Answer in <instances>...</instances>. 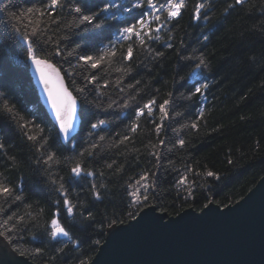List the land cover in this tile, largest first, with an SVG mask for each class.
<instances>
[{"label":"trees","instance_id":"obj_1","mask_svg":"<svg viewBox=\"0 0 264 264\" xmlns=\"http://www.w3.org/2000/svg\"><path fill=\"white\" fill-rule=\"evenodd\" d=\"M45 2L46 0H12L10 8L22 11L26 7H39ZM91 2L102 5L104 0ZM198 2L204 0H186L187 8L179 22L172 21L175 27L171 28L170 33H161L163 42H152L154 49L164 53L163 57L156 60L146 59L138 47L132 62L122 61L118 49L117 57L110 64L105 63L95 70L75 69L60 58L53 59L52 62L57 67L62 65V73L67 70L88 75L90 71L97 76V84H90L85 90L89 103L84 104L83 108L87 112L81 116L76 139L71 143H64L57 137L54 124L40 104L29 69L26 45L19 37L15 38L11 48L7 50L6 62L0 67V90L11 92L19 100L25 116L36 114L38 123L53 138L61 159L59 165H53L50 169L53 178L63 176L67 181L70 160L65 158L79 159L78 153L84 147L90 143H99L101 146L95 155L85 156V162L90 170L104 172L103 176L97 175L89 180L95 179L98 185H107V189H100L103 200L93 203V197L87 191L88 181L66 184L70 197L74 200L78 197L79 201L91 206L97 219L96 222L89 223L77 214L75 220H72L66 216L61 204L62 223L69 228L73 239L80 241V246L68 243L65 253L59 254L57 249L67 243V238L50 240L44 232V225L56 210V201L62 200V197L56 191V185L51 184L42 174L43 168L34 164V148L28 145L22 135L5 127L6 142L12 146L9 155H15L18 163L13 168L0 155V172H5L10 183L23 185L24 199L11 204L0 199V208L3 209L0 211V223L12 214L24 216L30 213L35 217V224H28V230L13 234L15 246L28 252L25 257L37 264H76L77 259L90 261L100 246L95 245L94 241L98 239L102 243L105 239L109 229L108 218L123 220L124 223L130 219L127 216L131 209L128 185L139 179L145 171L150 176L152 172L156 173L153 178L157 186L153 206L169 216L177 215L190 207L200 211L209 201L221 207L232 204L242 198L264 175V37L261 36L259 28H254V25L264 20L259 7L264 0H246L245 6L237 5L234 9H229L227 14L225 8L234 0H207L211 4L207 11L209 19H204L205 12L202 10L201 19L197 21L193 19V13ZM5 3L8 0H0V8ZM73 15L75 14L66 8L60 13L62 23L59 28L51 24V21L49 24L55 30L56 36L70 37L62 40V44H67L69 50L79 46L81 54H95L97 48L104 47L103 44H108L110 40L116 41L117 30L123 26L118 24L113 30L106 26L101 36L95 35V32L101 30L64 28V23L70 21ZM4 19L6 15L0 11V31H4ZM111 34L115 36L111 37ZM204 35L209 37L206 42L202 40ZM166 43H172L174 48H167ZM119 44L126 48L128 42L120 41ZM201 52L210 62V70L201 69L193 75L191 69L195 62L184 61L181 57L199 55ZM70 60L74 66L75 58ZM128 63L132 67L130 75L117 71ZM177 75L188 78L185 87L173 85V77ZM65 79L71 91L84 84L80 75H76L74 85L70 82L72 77L65 76ZM205 79L211 81L206 98L195 97L191 101L179 98L178 93L181 91L187 95L191 83ZM136 80L141 81L136 86L137 89H142L137 96L141 106L153 96L160 103L168 98L169 92L174 94L172 118L164 121V129L160 133V138L165 139V145L159 149L153 147L158 143L157 134L155 126L148 119L141 117L140 127L132 133L127 126L131 123L133 108L122 110L115 105L108 108L112 100L122 103L130 95H135L136 89L128 90L127 85L134 84ZM105 81L108 82L107 88L102 87ZM145 84L147 87H144ZM120 88L125 91L121 92ZM99 92L104 95H99ZM73 93L81 104L82 98L75 91ZM95 103L101 107H94ZM132 103L135 106V102ZM105 108H108L106 112L103 111ZM200 108L205 110V114L198 119ZM174 111L183 112L184 115L176 117ZM97 118L111 121L103 130H97L99 135L105 136L104 141H99L95 135L88 136L89 122H95ZM155 118L159 123L158 113ZM192 122L197 123L198 129L184 128L179 133L171 130L178 128L180 124ZM124 135H128L130 140L120 144L119 140ZM178 138L185 139L183 148L179 145L172 147ZM169 148L172 150L169 151ZM157 151L161 155L158 170L153 168L155 159L149 154ZM229 160L233 163H228ZM113 161L116 164L112 169L105 167ZM208 170L215 172L219 179L204 176L203 173ZM182 175L187 177L184 186L177 183ZM189 189L192 195L185 198L188 197ZM25 219L27 220V216ZM101 220L104 221L103 228L100 225ZM41 241L47 244V249L43 256L37 258L33 250L44 246Z\"/></svg>","mask_w":264,"mask_h":264},{"label":"snow or ice","instance_id":"obj_2","mask_svg":"<svg viewBox=\"0 0 264 264\" xmlns=\"http://www.w3.org/2000/svg\"><path fill=\"white\" fill-rule=\"evenodd\" d=\"M12 0H8V3L3 4L0 8L6 15V19L3 20V29L0 31V67L4 65L7 58V50L11 48L12 43L16 37L26 45L27 59L31 62L36 77L40 84L43 86V91L46 97V101L49 104L52 115L55 120L54 127L56 128L57 137L63 138V141L71 143L76 139L74 135L77 132V123L81 119V116L87 112V109L83 108L84 104L89 103L85 90L88 86L97 84V76L89 71L88 75L78 71H65L61 72V67H57L56 63H53V59L60 58L64 63H68L70 67L75 69L95 70L100 69L105 63H111L113 58L117 57L118 49L119 58L125 62H132L134 52L138 47L144 54L146 59L156 60L164 56L162 51H157L152 47V42H163L162 32L170 33L171 28L175 27L172 21L179 22L182 13L187 8L186 0H104L102 5L93 4L91 0H46L41 6L26 7L22 11L12 10L10 5ZM246 0H234L233 3H229L225 8V13L229 9H234L237 5L245 6ZM261 15L264 16V3L260 6ZM68 9L70 13H74L72 19L64 23L66 29H80L81 31L101 30L95 32V35L101 36L106 30V26L114 27L116 25H123L118 28V37L116 41H109L103 48H97L95 54H88L87 52L81 54L79 46L71 50L68 49L67 44H62V40L70 39L69 36L58 37L55 35V30L51 28V24L57 25V28L62 23L60 13L64 9ZM211 8V4L204 0V2H198L194 6L193 19L199 21L201 19V12L204 10V19L208 20L207 11ZM59 10V11H58ZM27 21V23H25ZM155 25V27H153ZM10 28V31H7ZM254 28H259L260 34L264 37V20H261L258 25H254ZM52 35H49V33ZM203 41H208V35L202 37ZM127 41V47L123 48L119 42ZM183 45V41H181ZM169 49H173L172 43H166L165 45ZM187 47V45H184ZM196 52V49H193ZM70 58H75L76 64H71ZM184 61H194L191 73L194 75L201 69L210 70V62L207 60L203 52L199 55H184L181 57ZM187 66V65H186ZM122 74H131V63L126 66L118 68ZM76 75L82 76L84 81L83 86L75 87L72 91L69 90L65 81V76L72 77L70 81L75 84ZM188 78L177 75L173 77V85L179 84L180 87H185V82ZM211 81L205 79L204 81H196L191 83L188 87L187 95L185 92H179V98L184 100H193L195 97H205L206 92L209 89ZM141 81L136 80L134 84H128L127 89H136L135 95H130L128 99L122 103L112 100L108 104V108H112L114 105L120 109L133 108L131 123L127 126L128 131L135 133L140 127L141 117L149 120L155 126V133L157 134L158 143L153 147L161 148L165 145V139L160 138V133L164 129V121L172 118L173 113V92L168 93V98L162 102L157 103L155 96L148 99L141 106L137 100V96L142 89H137L136 86L140 85ZM102 87L107 88L108 82L105 81ZM144 87H147L145 84ZM75 91L81 98L82 103L78 105L77 95L73 94ZM121 92H124V88H120ZM159 92V89L155 90ZM99 95H104L103 92H99ZM132 102H135V106ZM19 100L12 95L11 92L0 90V155H3L7 161L10 162L14 168L17 166V157L15 155H9V150L12 147L5 139V127H8L11 131L17 132L22 135L28 145L35 150L34 164L37 167L43 168V175L53 185H56V191L60 193L62 200L56 201V210L52 213L51 218L44 225V232L47 237L55 241L60 237L67 238V243L64 246L57 249L59 254H64L68 243L74 244L76 247L80 246L78 239L74 240L73 235L68 227L62 223L61 209L62 204L65 214L68 218L75 220L77 214L89 223L96 222V215L92 210V207L70 197L69 189L66 184L79 183L80 181H88L89 188L87 191L93 197L94 201H102L103 195L100 189H107L106 184H97L95 179L89 180V178H95L97 175L103 176L104 172H97L90 170L85 162V156L93 157L96 150L101 146L99 143H90L87 147H84L82 151L78 153L79 159L65 158L70 160V166L68 168L67 181L63 176H57L53 178L50 169L53 165H59L61 163L59 151L53 138L46 133L45 128L38 123V117L36 114L31 116H25L21 107L19 106ZM96 108H100L101 105L95 103L93 105ZM78 107L81 108V112H78ZM108 108L103 109L107 111ZM159 114V123L156 121V114ZM205 114L203 108L199 109L198 119L202 118ZM176 117H182L183 112L174 111ZM90 123V130L88 136H98L99 141H104L105 136L99 135V131L103 130L106 125L111 123L110 120L104 118H97L95 122ZM184 128L198 129L196 122L191 124H180L178 128L171 129L173 132L179 133ZM34 130V131H33ZM120 136V133H117ZM130 137L124 135L120 144H124L125 141H129ZM186 144L185 139L178 138L172 145L174 148L179 145L183 148ZM75 145H73V148ZM169 151L172 148L168 149ZM155 159L153 168L159 169L161 155L159 152H150ZM171 163V161H169ZM228 163H233L229 160ZM116 161L107 163L106 168L112 169ZM119 170V166L118 169ZM7 171V169H6ZM186 171L188 169L186 168ZM156 173L152 172L151 176L149 172L145 171L140 175L139 179H136L132 184L128 185L130 191L128 196L130 197L129 203L131 209L127 212V216L130 219H136L140 216V213L145 209L152 207V201L156 198L154 193L156 191V184L153 182V178ZM206 177H214L219 179L217 174L211 170L203 173ZM187 182L186 175H182L177 183L184 186ZM192 195L191 190L188 191V197ZM0 199L5 203H14L22 201L23 185L13 184L8 181L5 172H0ZM212 203V201H209ZM31 207V206H29ZM228 212H221L219 208H216L219 213L227 214L233 209L228 205ZM209 209V204L203 205L201 211ZM211 210V209H209ZM0 211H3L0 208ZM27 216V220L25 219ZM143 217H140L142 219ZM139 222V221H138ZM137 222V223H138ZM159 222L164 225L163 219L160 218ZM104 221H100L101 228H103ZM118 223H124L123 220L108 218L107 227L112 228ZM28 224H35V217L30 213H26L24 216H17L16 214L9 215L2 223H0V239L6 242L8 245L13 246L12 251L19 253L20 256H27L28 252L22 248L15 246L16 241L13 239V234L18 233L21 230H28ZM131 227V225L129 226ZM35 238V237H33ZM43 247L34 248L33 252L35 257L39 258L43 256L47 249V244ZM95 245H100V240L94 241ZM4 253L0 252V257H3ZM55 260V257L51 258ZM0 264H17V262L9 258L7 261L0 259ZM76 264H90L89 261L84 259H77Z\"/></svg>","mask_w":264,"mask_h":264},{"label":"water","instance_id":"obj_3","mask_svg":"<svg viewBox=\"0 0 264 264\" xmlns=\"http://www.w3.org/2000/svg\"><path fill=\"white\" fill-rule=\"evenodd\" d=\"M30 70L41 102L55 123L31 62ZM228 206L233 210L227 214L216 208L221 212L228 208L209 203L211 210L190 207L176 216L149 207L135 220L109 228L90 264H264V175ZM0 252L5 261L12 258L17 264H37L13 252L2 239Z\"/></svg>","mask_w":264,"mask_h":264},{"label":"bare ground","instance_id":"obj_4","mask_svg":"<svg viewBox=\"0 0 264 264\" xmlns=\"http://www.w3.org/2000/svg\"><path fill=\"white\" fill-rule=\"evenodd\" d=\"M114 28L113 27H111V30H113ZM112 33H114V32H112ZM115 36V34H111V37H114ZM105 45H107V44H103L102 46H105ZM54 63V62H53ZM29 69H30V61H29ZM30 73H31V70H30ZM63 74V73H62ZM31 77H32V74H31ZM32 79H33V77H32ZM65 81H66V79H65ZM33 82H34V80H33ZM67 83V82H66ZM35 84V83H34ZM68 86V85H67ZM69 88V87H68ZM36 90H37V88H36ZM70 90V89H69ZM71 91V90H70ZM74 94V93H73ZM37 95H38V97H39V101H40V104L42 105V107L44 108V110L46 111V113H47V115H48V117L51 119V121H52V123L53 124H55L54 122H53V120H52V118L50 117V115H49V113H48V111H47V109L43 106V104H42V102H41V99H40V95H39V93H38V90H37ZM75 95V94H74ZM79 101V100H78ZM80 108V107H79ZM80 128V127H79ZM238 201V200H237ZM235 203V202H234ZM233 204V203H232ZM223 207H225V206H223ZM158 210V209H157ZM160 212H162V211H160ZM129 221V220H128ZM126 223V222H125ZM29 259V258H28Z\"/></svg>","mask_w":264,"mask_h":264},{"label":"rangeland","instance_id":"obj_5","mask_svg":"<svg viewBox=\"0 0 264 264\" xmlns=\"http://www.w3.org/2000/svg\"><path fill=\"white\" fill-rule=\"evenodd\" d=\"M192 209H193V208H192ZM195 211H196V210H195ZM173 216H176V215H173ZM105 237H106V236H105ZM104 240H105V239H104ZM103 242H104V241H103ZM103 242H102V243H103ZM95 254H96V253H95ZM31 261H32V260H31ZM90 261H91V260H90ZM90 261H89V262H90ZM34 263H35V262H34Z\"/></svg>","mask_w":264,"mask_h":264}]
</instances>
